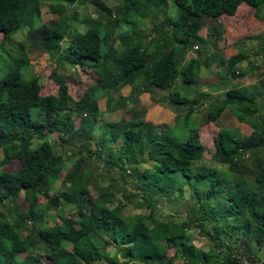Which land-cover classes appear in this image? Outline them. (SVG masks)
<instances>
[{"label": "trees", "instance_id": "1", "mask_svg": "<svg viewBox=\"0 0 264 264\" xmlns=\"http://www.w3.org/2000/svg\"><path fill=\"white\" fill-rule=\"evenodd\" d=\"M115 1L0 0V58L9 54L6 67H0V264H174L176 258L183 264H238L242 258L256 264L264 248V101L259 87H228L223 98L207 107L208 121L217 122L229 108L252 128L245 133L240 126H221L214 137L213 156L228 165V175L197 166L205 153L197 145L198 128L179 140L148 121L146 109L134 105L128 108L130 118L106 122L98 147L93 144L101 116L100 91L129 85L130 98L138 101L149 89L170 90L167 99L176 105L188 103L191 117L206 93L192 97L171 90L179 80L198 84L202 65L213 62L224 69L225 78L244 74L238 65L248 57L246 51L239 49L220 61L217 51L206 53V45L216 44L226 30L220 17L235 15L242 3L252 6L264 22V0H174L176 15L167 12L169 0ZM44 4L61 18L44 21ZM147 19L153 23L149 34L146 26L139 29ZM206 19L212 20L209 36L201 35ZM82 23L87 24L84 31L79 30ZM18 32L25 36L19 42L14 39ZM140 39L144 45L135 50ZM27 41L57 65L90 66L97 83L75 99L65 76L54 69L58 92L43 95L40 76H25L31 66ZM248 42L261 58L252 62L251 70L264 67V30L240 39L238 47ZM177 118L180 125L184 116ZM53 131L67 143L68 136L77 135L79 148L71 155L60 153L48 138ZM119 138L123 141L114 150ZM92 159L108 170L102 179L95 172L100 164L93 167ZM72 160L76 165L61 188L55 187ZM144 163L148 167L142 168ZM186 179L193 181L192 198L197 200L188 219L156 218L158 197L176 187L182 190ZM199 183L212 185L211 191L204 193ZM127 184L141 193L140 200L133 199ZM11 202L14 206L8 205ZM130 203L137 209L151 208V224L145 213H126ZM69 211L75 216L66 217ZM38 222L41 228L34 226ZM194 229L212 242L209 250L190 241ZM171 248L175 256L168 254ZM22 253L26 256L20 259Z\"/></svg>", "mask_w": 264, "mask_h": 264}, {"label": "rangeland", "instance_id": "2", "mask_svg": "<svg viewBox=\"0 0 264 264\" xmlns=\"http://www.w3.org/2000/svg\"><path fill=\"white\" fill-rule=\"evenodd\" d=\"M108 2L109 5H114L116 3L115 0H105ZM174 0H169V7L168 11L169 13H172L173 15H176V6L174 4ZM88 12L91 15H95L93 7L88 5ZM80 13L83 15L85 14L86 10L84 7L79 9ZM61 16L58 13H52L48 10V6L46 4L42 7V19L44 21H54L59 20ZM205 27L201 30V35L209 36L210 31L209 28L212 24V20L206 19ZM146 26V33H152L153 23L150 19H147L145 22V25L139 24V29H143ZM87 28L86 23H82L79 26V30L84 31ZM223 36L222 40L219 42L216 41L215 33L213 36H211L213 41H216V44H213L211 41L206 45V53L213 52L214 47L217 49V47L225 46L227 47L228 44L231 46L235 43L238 44V42H232L230 41V32L223 31L218 34L219 36ZM226 35V36H225ZM225 36V38H224ZM2 39V33L0 32V41ZM14 39L19 42L22 39H25V36L22 32H18L14 35ZM66 41H63V45L66 46ZM116 41L113 39V44ZM30 42L27 41L28 47L27 52L30 56V62L31 66L29 67V70L25 73L26 78L30 77L31 75H39L42 81V88L41 93L43 95L47 94H56L58 92V83L56 82L53 71L56 69L57 72L65 76V80L67 84L69 85V92L70 94L75 98L79 99L83 93L91 86L95 85L98 81V75L94 72V70L90 66H81V65H73L69 66L66 64L63 65H57L56 60L53 58H50L47 53L43 52L40 48L31 46L29 44ZM144 45V42L140 39L137 41L135 45V50L140 49ZM217 45V46H216ZM248 49L251 47V45H247ZM246 46V47H247ZM15 47V48H14ZM13 49L10 50V52H15L16 48L18 47V43L14 45ZM11 49V47H9ZM15 49V50H14ZM251 54L253 53L251 49H249ZM191 53V52H190ZM253 55V60H259V56ZM204 57V56H203ZM9 59V54L3 53L2 57L0 58V67L3 70V68L6 67L7 61ZM189 60V56L185 58V61L187 62ZM90 61V60H88ZM214 69H217V66H213ZM224 72L223 70H221ZM225 75V74H224ZM220 79L222 77L217 76H207L199 78L198 84H192L188 85L180 80L177 82V87L171 89V90H177L180 91L183 95L188 96H197L199 95L200 91H206L207 88H209L213 84L219 83ZM206 88V89H204ZM169 91L170 90H162V89H149L148 91H144L143 93H140L138 95V101H132L131 92L132 87L127 85L124 86L121 89H111L109 91H100L99 96L97 99L98 106L100 108V119L98 121V129L95 130L94 135V144L93 147H98V141L100 139L101 133L103 130H107L105 128L106 122H112V121H119L122 118H130V112L128 111L129 106L134 105L138 109L144 108L146 109V119L153 123L156 126H161L160 129L162 131L168 130L172 135L179 138V140L186 139L187 136L192 133L194 128H198V142L197 145L203 146L205 148V153L203 158L197 163L198 167H208V168H216L224 175L229 174L228 165L226 163L219 162L214 156V137L219 135V131L221 126L226 127H238L241 126V129L245 133H250L252 128L246 124H241L239 120L236 118V116L231 112V110L228 108L224 111L222 116L216 121H208L206 117L207 107L214 101V96L211 94H207L202 97V104L196 105L192 116L189 117L187 114L188 110V103L185 104H179L176 105L175 103L169 101L167 98L169 97ZM136 102V103H134ZM180 114L181 116H184V118L181 120V124L179 125L177 115ZM102 117L104 119H102ZM77 123H79V118L77 119ZM48 138L53 141L60 153H63L64 155H71L74 149L79 148V143L77 142V135L74 136H68L69 143L64 142L59 137L58 131L48 132ZM122 138H119L117 140V144H114L113 149L115 150L122 142ZM85 155V153H83ZM250 162V160H248ZM91 164L93 167H95L97 164H100L99 168L97 166L95 167V172L97 175L102 179V173L108 172V170L105 167H102V163L98 161V159H92ZM76 165V161L72 160L66 165V168L64 169L61 178H59L55 182V187L61 188L63 178L67 175V173L74 168ZM148 163H144L142 165V168L148 167ZM99 173V174H98ZM101 174V175H100ZM114 176H117V174H111ZM131 179V178H130ZM177 182H173L172 187H176ZM182 184V190H180L178 187L176 189H171L170 193L164 194L158 197L157 206L154 209V215L156 218L160 220H175L180 221L183 219H188V211L191 208V206H194L197 204V200L192 198V195L194 194V189L191 187L193 185L192 180H183L181 182ZM128 185V189L132 190L134 193V200H140L141 199V193L137 191L134 186ZM210 186H205L203 183H199L198 187L202 188L204 193L208 194L211 191ZM91 189L93 190V193L96 194L95 188L92 186ZM121 196V194H120ZM20 200L23 201V196L20 197ZM46 198L42 197L41 201H45ZM8 205L14 206L13 202L8 203ZM126 213H133V212H142L147 214L148 216V223L151 224V213L152 209L148 206H145L143 208L137 209L133 204H129L125 208ZM15 213V211H13ZM50 213H54V210L50 211ZM66 217L75 216V213H71V211L67 212L65 214ZM56 222L62 221L61 217H56ZM53 220L50 221V224L54 223ZM36 228H41L42 223H36L34 225ZM190 241L193 242L197 247L202 248L204 250H209L212 247V242L202 235H200L197 231V229H194L189 233ZM114 250H110V253L112 254ZM176 249L171 248L168 251L169 255L175 256L176 255ZM26 256V253H22L19 255V258H24ZM259 256L261 258V261L257 262L256 264H264V248L259 252ZM239 259V257L237 256ZM48 262L47 260H45ZM249 260L248 258H242L239 259L238 264H248ZM35 264V263H33ZM93 264H104L102 260H97ZM134 264H141L139 262H135ZM174 264H183V260L176 258L174 261Z\"/></svg>", "mask_w": 264, "mask_h": 264}, {"label": "crops", "instance_id": "3", "mask_svg": "<svg viewBox=\"0 0 264 264\" xmlns=\"http://www.w3.org/2000/svg\"><path fill=\"white\" fill-rule=\"evenodd\" d=\"M220 21L224 23L226 29L225 31L230 32L231 43L238 42L244 37L251 36L264 30V22L255 16L254 8L247 3H242L235 15H226L223 17L221 16ZM222 37V35L219 36V42L222 40ZM248 45L251 44L249 43ZM239 49L246 51L248 54V57L238 65L244 71V74L236 77L225 78V71L220 65H218L217 62H213L210 66L202 65L200 69V78L212 75L222 77V79H220L219 83L213 84L209 88H207V92L205 90L200 92L211 94L214 96V100H216L225 96L228 87L246 85L251 87H259L261 91L260 100L264 101V67L261 66L260 68L251 70L252 62L256 61L253 60V53L251 54V52L249 51V49L252 50L251 47L249 49L248 46L246 47L243 45L238 47V44L236 43L234 45L232 44L231 46L228 44L227 47L219 45L217 49L214 47L213 52L217 51L221 59L220 61H224L233 54L237 53ZM191 54L196 55L195 52H191ZM258 58L259 60L257 61H260V56ZM213 66H217V69H214ZM221 70H223L224 72H222ZM262 109L264 110V102L262 104Z\"/></svg>", "mask_w": 264, "mask_h": 264}]
</instances>
